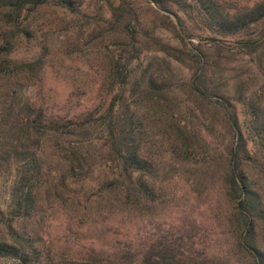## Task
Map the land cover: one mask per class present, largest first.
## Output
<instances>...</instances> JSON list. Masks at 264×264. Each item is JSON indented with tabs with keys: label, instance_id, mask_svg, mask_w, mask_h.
<instances>
[{
	"label": "rangeland",
	"instance_id": "rangeland-1",
	"mask_svg": "<svg viewBox=\"0 0 264 264\" xmlns=\"http://www.w3.org/2000/svg\"><path fill=\"white\" fill-rule=\"evenodd\" d=\"M107 1L114 9L107 7ZM253 1L216 0L233 12ZM72 2V11L50 1L28 14L30 36L16 33L10 58L17 62L39 58V72L31 78L0 80V87L3 86L0 94L4 88L20 90V103L28 100L43 110L48 119L62 124L87 121L98 124L118 92V87L111 84L112 60L120 64L132 60L135 48L139 52L137 74L147 67H150L148 72H153L163 57L156 50L162 44H169L173 48L169 51L171 55L181 61L171 59L170 63L169 83L174 89L171 103L165 109L148 105L139 112L146 131L143 151L161 165L154 178L155 203L147 206L140 202L131 210L127 206L130 202H118L114 195L105 196L99 186L103 179L99 171L92 177L95 183L91 181L82 187L70 185L66 199L54 193L46 211L47 222L40 229L53 264H108L107 255L113 256L118 250H134L153 234L177 235L185 231L193 236L196 248L204 247L208 255L219 257V264H255L239 245L240 222L225 192L231 136L224 128L221 114L189 92L187 83L192 79L193 69L186 52L193 49L206 55V73L213 92L230 96L244 130L243 109L235 100L234 87L244 80L250 92L262 94L264 120V89L259 90L264 75L258 69V57L240 53V36H222L208 30L190 0H163L166 9L142 0H126L127 6L120 12L115 10L119 0ZM127 22H131L129 29L125 26ZM5 34H9V29L0 27V45ZM153 34L162 38L153 40ZM259 56L264 66V48ZM160 66L163 70L164 66ZM170 112L179 115L194 143L205 138L208 144L198 149L199 156L194 161H187L172 177L164 179L172 172L168 171L170 163L174 164L169 153L171 143L162 139L166 138ZM75 139L68 137L66 141ZM55 142L52 138L45 144L43 168L62 173L63 166L56 165L57 159L50 148ZM247 149L256 158L247 167L249 181L264 201V158L250 143ZM19 171L20 166L14 161L0 160V238H9L5 223L12 219L10 192ZM49 194L43 193L40 201L38 197L33 218L13 222L18 232L39 238V203L47 209ZM254 237L256 246L264 252V220L257 222ZM37 245L39 248V241ZM0 264L18 263L13 258L0 257Z\"/></svg>",
	"mask_w": 264,
	"mask_h": 264
},
{
	"label": "trees",
	"instance_id": "trees-1",
	"mask_svg": "<svg viewBox=\"0 0 264 264\" xmlns=\"http://www.w3.org/2000/svg\"><path fill=\"white\" fill-rule=\"evenodd\" d=\"M50 1L56 6L73 9L72 0H0V27L9 29V34L4 35L5 40L0 45V80H14L21 76L31 78L39 72V58L30 62H17L10 58L12 38H15L16 33L29 37L28 14ZM125 1L119 0L115 10L123 11L127 6ZM142 1L163 8V0ZM190 2L208 30L222 36H240V53L249 57L257 56L258 69L264 75L259 56L264 48V0H254L234 12L224 9L216 0ZM107 7L114 9L109 1ZM125 26L129 29L131 22ZM151 38L159 40L162 37L153 34ZM172 49L169 44H162L156 50L163 56L161 64L164 67L162 70L161 64L157 65L153 72H148L150 67H147L137 74L139 52L135 48L136 55L132 60L121 64L112 60L111 84L118 87V92L98 124L87 121L81 124L69 122L66 125L50 120L43 110L28 100L20 103V90L4 88L0 94L3 98L0 99V160L7 163L14 161L21 171L10 192L9 215L12 219L5 223L9 238H0V257L13 258L18 264H53L54 260L40 230L47 222L46 211L50 209V202L55 194L62 199L67 197L72 184L82 187L91 181L95 183L92 177L96 171L103 173L99 186L105 196L114 195L118 202H130L126 204L131 210L140 202L147 206L155 203L154 178L161 165L143 151L146 131L139 112L148 105L165 109L167 103H171L174 89L169 83L170 63L171 59L181 61L179 57L171 55L169 51ZM186 55L193 69L192 79L187 83L189 92L221 114L225 121L224 128L231 136L224 185L230 202H233L234 216L240 222L239 245L255 264H264V252L256 246L254 237L257 222L264 220V201L262 195L251 187L247 172L249 163L256 161L247 149L248 143L264 158L262 94L250 92L244 80L238 81L234 87V95H237L235 100L243 109L244 130L230 96L213 92L212 81L206 73V55L193 49H189ZM262 89L264 82L259 90ZM68 137L76 139L66 141ZM165 137L162 139L171 143L169 153L174 164L170 163L168 171L172 172L165 175L164 179L172 177V173L187 161L197 158L198 149L208 144L205 138L194 143L191 132L176 112H170ZM52 138L56 142L50 148L57 159L56 165L63 166L60 168L64 169L62 173L43 168L45 144ZM49 192L46 198L49 207L44 209L39 203V240L18 232L13 222L33 218L37 212L38 197L40 201L42 194ZM106 200L112 202L108 198ZM196 245L193 236L186 231L177 235L158 232L136 249L118 250L113 256L107 255L105 261L108 264H219V257L208 255L204 247L198 249Z\"/></svg>",
	"mask_w": 264,
	"mask_h": 264
}]
</instances>
